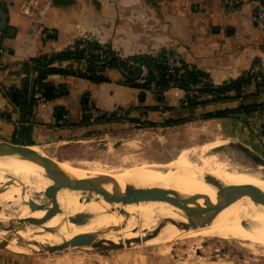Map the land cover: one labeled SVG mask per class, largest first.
Returning a JSON list of instances; mask_svg holds the SVG:
<instances>
[{
	"label": "crops",
	"instance_id": "obj_1",
	"mask_svg": "<svg viewBox=\"0 0 264 264\" xmlns=\"http://www.w3.org/2000/svg\"><path fill=\"white\" fill-rule=\"evenodd\" d=\"M264 0H239L229 9L227 0H0V19L7 13L10 33L3 30L0 51V135H22L36 144L70 141L99 130L130 126L139 119L161 120L169 116L196 115L207 110L237 108L241 103H261L255 109L230 112L208 120H223L230 127L258 139L264 151V85L250 86L246 96L221 100L189 110L180 109L186 91L179 86L165 90V101L123 82V71L108 67L107 80L95 81L79 74L50 73L52 94L27 108L14 103L8 90L31 89L39 61L76 48L79 40L109 45L123 55L169 51L178 63L207 71L215 84L252 71L264 74V31L253 19L256 5ZM77 65L74 58L52 65ZM84 68L83 65H79ZM167 103L175 108L164 110ZM90 105L101 114L86 112ZM158 105L159 108L148 107ZM207 120V119H206ZM234 124V125H233ZM241 128V129H240ZM264 155V154H263ZM36 257L0 248V264H38Z\"/></svg>",
	"mask_w": 264,
	"mask_h": 264
},
{
	"label": "bare ground",
	"instance_id": "obj_2",
	"mask_svg": "<svg viewBox=\"0 0 264 264\" xmlns=\"http://www.w3.org/2000/svg\"><path fill=\"white\" fill-rule=\"evenodd\" d=\"M225 127L223 120L207 119L203 126L191 128L194 135L200 131L215 139L202 146L193 137L192 144L187 145L189 149H183L166 162L150 159L152 153L148 156L150 151H145L146 149L139 151L141 144L138 143V135L124 139L123 151H119L118 147L116 149V141L109 139L110 141H106L108 150L101 151L100 159L95 163H83L81 156L67 158L68 160L64 158L60 162L58 156L52 155L43 144L0 145V219L3 221L0 226V245L12 251L29 252L46 243H59L63 237L69 238V245L58 249L61 250L74 246L72 239L81 240L88 235L107 239L143 235L157 222L166 221L170 216H179L182 210L178 205H185L192 199L193 193L199 192L211 196L206 203V211L213 214L214 218L209 219L196 211L183 225H169L161 234L128 247L163 242L169 250L167 242L171 240L170 237H175L183 230L208 233L213 230V224L219 228L225 225L231 229L244 218L253 215L255 219L262 221L260 236L251 237L247 244L238 239L233 242L253 253L264 255V205L249 201L224 207L217 199L216 187L252 182L263 186L252 196L264 202V179L241 171L252 163L236 152L213 149L223 144L219 137L220 131L225 130ZM144 134H147V130L139 135ZM105 140L100 138L94 143L99 146ZM24 151L36 161L23 155ZM168 163L174 169L164 181L161 178L162 169ZM57 170H62L65 176L57 174ZM80 178L86 179L85 186ZM153 185H158L165 191L161 200L138 196L136 202L122 203L130 195L132 187ZM54 199L58 200L59 208L51 216L49 211L53 209ZM200 202L203 200L200 199ZM108 209L112 210L109 214L106 212ZM108 224L112 228L106 229ZM125 224L127 225L124 227ZM49 225L54 229L49 230ZM134 226L136 231L132 229ZM201 241L198 242V247ZM48 251L55 250L43 252Z\"/></svg>",
	"mask_w": 264,
	"mask_h": 264
},
{
	"label": "rangeland",
	"instance_id": "obj_3",
	"mask_svg": "<svg viewBox=\"0 0 264 264\" xmlns=\"http://www.w3.org/2000/svg\"><path fill=\"white\" fill-rule=\"evenodd\" d=\"M166 119L167 118L164 120ZM153 120H148L146 118L143 120L139 119L138 122L130 126H123L111 130H99L83 138L70 141H50L43 143V145L52 155L58 156L59 161L61 160L60 162L64 161V158L68 160L81 156V162L84 163V161H88L95 163L100 159V152L108 150V141H116V149L118 147L119 151H123L125 150V144L123 143L124 139L135 138L138 135V143L141 144L139 151L146 149L145 151H150L147 153L148 156L152 153V155L149 156L150 159H158L157 161L166 162L172 160L179 152H182L183 149H189L187 145L192 144L193 137L198 143H201L202 146L213 142L212 140L215 139L206 136L205 133L200 131L197 135L192 133L193 129L191 128H199L205 124L206 119L204 117H197L193 114L192 119H186L172 124H167L163 119L158 120L157 123L154 124L152 123ZM225 126V130L220 131L221 136L219 138H222L220 141L223 142L222 145H219L221 149L227 146L224 149L236 152L251 162L248 156L238 150L234 146V142L230 141V138L233 137L248 143L264 157V151L261 149L262 147L259 145L260 142L256 137L253 135L251 137V134H246L243 128H240V131H242L241 133L239 130H235L236 128L233 126L230 127V129H228L226 123ZM146 130L147 134L142 136L139 135ZM100 138L106 140L99 146L95 145L94 142ZM0 141L14 142L11 137L4 135H0ZM31 141L33 140L18 138L14 143H30ZM170 168L171 165L168 163L162 169L163 173L161 178L164 181L168 174L174 169ZM261 223L262 221L250 215L231 229L225 225L219 228L213 224L211 226L213 230L208 233H203L202 231L196 232L193 230H188V232H186L183 230L175 235V237H170L171 240L167 242V244L170 245L169 250L165 248L166 244L160 242V244L156 243V245L154 243L146 245L142 243L134 248L126 245L118 248L94 249L88 246L70 245V248H62L61 250L48 252H38L34 250L29 252L13 250V252L33 255L36 257L35 260L38 264H264V255L253 253L250 249H247L241 244L233 242L238 239L247 244L251 237L255 235L260 236L259 232L261 228H263ZM218 231L219 233H217ZM200 240L202 241L199 244L200 247H198V242ZM0 248L12 251V249L3 245H0Z\"/></svg>",
	"mask_w": 264,
	"mask_h": 264
},
{
	"label": "trees",
	"instance_id": "obj_4",
	"mask_svg": "<svg viewBox=\"0 0 264 264\" xmlns=\"http://www.w3.org/2000/svg\"><path fill=\"white\" fill-rule=\"evenodd\" d=\"M83 40H79L76 48L73 50L67 49L57 54H53L49 57H45L43 61H39L43 67L40 69L38 76L36 77L32 86V93L36 92L37 85L45 88L49 84L46 79L48 74L54 72H60L64 74H79L84 77L90 78L95 81L107 80L108 76L104 74V70L108 67L117 66L124 74L123 82L139 87L142 89L143 100H145V90L153 89L156 93V99L160 102L165 101V90L172 86H179L186 91L184 98L181 100L180 109L189 110L195 108L198 105L206 106L209 103L221 100L236 99L240 96H246V90L250 86H254L256 90H259L264 85V81L253 82L254 72L249 71L240 77L233 78L224 83L215 84L212 82L209 73L196 65H189L187 63H178L174 72L168 70V65L162 62L161 57H164L169 53L167 50H162L156 55L153 54H132L124 56L121 53H117L109 45H102L95 41L86 40L85 46H81ZM96 48L106 53L105 57H101L100 53L93 51ZM90 50V56H87V64L85 68H81L80 58L86 56L87 51ZM74 58L77 65L67 64L65 66L52 65L51 63L56 60ZM147 67L148 73L143 77V68ZM264 76V74L262 73ZM11 100L20 105L23 108L27 106H33L36 101V95H30L29 82L26 79L22 88L11 87L8 90ZM45 95V90H44ZM46 96V95H45ZM261 103L250 101L241 103L239 107H227L219 108L216 111L207 110L202 114L205 119H210L215 116H224L230 112L240 110L242 107L246 109H255ZM155 109L159 108L158 105H148ZM164 110H171L175 108L173 103H167L163 106ZM193 115H181L179 117L169 116L164 122L167 124L178 123L186 119H192ZM139 121V120H138ZM152 123H157V120H153ZM18 138L14 136L12 140L17 141ZM35 141L23 144H36Z\"/></svg>",
	"mask_w": 264,
	"mask_h": 264
},
{
	"label": "water",
	"instance_id": "obj_5",
	"mask_svg": "<svg viewBox=\"0 0 264 264\" xmlns=\"http://www.w3.org/2000/svg\"><path fill=\"white\" fill-rule=\"evenodd\" d=\"M7 13H3L0 19V28L2 30H6L7 32L10 31V27L7 26ZM10 33V32H9ZM53 92V86L51 84L46 85V94L50 95ZM230 141L234 142V146L243 152L245 155L248 156V158L251 160L252 165L242 169V172L255 174L264 179V157L256 151L254 148H252L248 143H245L241 140H238L236 138L231 137ZM9 143L13 144H23V143H14V142H8V141H0V145L8 146ZM225 146L224 148H226ZM223 150H228L224 149ZM214 150H219L221 147L213 148ZM23 155H27L31 159H34L30 154L23 152ZM35 160V159H34ZM36 161V160H35ZM58 171V172H57ZM56 173L60 175H64V172L62 170H57ZM62 171V172H61ZM65 176V175H64ZM67 177V176H66ZM81 183L85 186L86 179L80 178ZM262 185H258L256 183L252 182H244L239 184H226L223 186L216 187V194L217 199L221 201L222 206L226 207L229 204H234L237 202H249L253 201L254 203L258 205H264V202L255 199L252 194L262 189ZM165 195V191L158 185L153 186H140V187H132L130 189V195L122 201H131L136 202V199L138 196L144 197L146 199H153V200H161ZM192 199L185 203V205L180 206V209L182 212L179 216H170L166 221L157 222V224L152 227L151 229H148L144 232L143 235H134L133 237L128 238H122V239H107L104 237H93L92 235H88L84 239H72L71 243L74 246H88L92 247L94 249H110V248H118V247H124L131 244H134L136 242H141L142 240H147L149 238L155 237L159 234H161L169 225L174 226H181L185 223V221L189 218L191 214H195L196 211H199L201 215H206L209 219L214 218L215 216L213 214L207 213L206 211V203L211 198V196L207 193H193ZM200 199L203 200V202H200ZM53 203V209L49 211V214L51 216H54L59 208L58 200L54 199L52 201ZM41 208V207H40ZM112 210L108 209L106 212L109 214ZM2 220L0 219V226H2ZM124 224V223H123ZM127 224L124 225V227ZM106 229L112 228V225L108 224ZM49 230H53L54 227L52 225L48 226ZM134 231L137 230V228L134 226L132 228ZM1 240V237H0ZM69 238L63 237L59 240V243H46L44 245H41L40 248L36 249L35 251L43 252L48 249L52 250H58L60 247H67L69 245Z\"/></svg>",
	"mask_w": 264,
	"mask_h": 264
},
{
	"label": "built area",
	"instance_id": "obj_6",
	"mask_svg": "<svg viewBox=\"0 0 264 264\" xmlns=\"http://www.w3.org/2000/svg\"><path fill=\"white\" fill-rule=\"evenodd\" d=\"M238 1L239 0H227L226 6L229 9H234V8H236ZM253 19H254L256 26L264 31V2L258 3L256 5V7L254 8ZM2 38H3V30L0 28V51H2V46H1ZM85 41L86 40H83V42L81 43V46H85V44H86ZM113 50L116 51L117 53L119 52L117 49L113 48ZM93 51H95L96 53H100L101 57H105V55H106V53H104V51H102L98 48H96L95 50L93 49ZM90 53L91 52L89 50V52L87 51L86 56L80 58V64L79 65H83L85 68V65L87 64V56H90ZM124 56H128V55H124ZM161 60L166 65H168V70L170 72L175 71L177 61H176L175 57L170 52L167 53L166 56L161 57ZM147 73H148L147 67L144 66L142 76L144 77ZM257 81H264V76L262 75V73L255 72L253 74V82H257ZM36 87H37L36 97H37V100L40 101V100L45 98V95H44L45 88L39 87V85H37ZM86 112L89 113L91 115V117L94 119L101 114V112L96 107H94L92 105H90L89 107L86 108Z\"/></svg>",
	"mask_w": 264,
	"mask_h": 264
},
{
	"label": "flooded vegetation",
	"instance_id": "obj_7",
	"mask_svg": "<svg viewBox=\"0 0 264 264\" xmlns=\"http://www.w3.org/2000/svg\"><path fill=\"white\" fill-rule=\"evenodd\" d=\"M223 143V142H222Z\"/></svg>",
	"mask_w": 264,
	"mask_h": 264
}]
</instances>
